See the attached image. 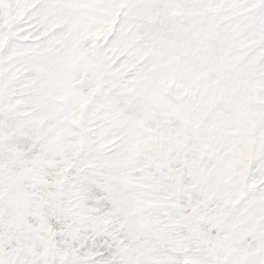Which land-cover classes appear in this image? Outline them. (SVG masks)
Masks as SVG:
<instances>
[{"label":"snow or ice","instance_id":"1","mask_svg":"<svg viewBox=\"0 0 264 264\" xmlns=\"http://www.w3.org/2000/svg\"><path fill=\"white\" fill-rule=\"evenodd\" d=\"M0 264H264V0H0Z\"/></svg>","mask_w":264,"mask_h":264}]
</instances>
